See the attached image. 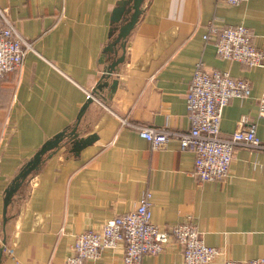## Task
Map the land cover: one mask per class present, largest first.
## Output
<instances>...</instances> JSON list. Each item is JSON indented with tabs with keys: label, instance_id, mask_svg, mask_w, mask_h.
<instances>
[{
	"label": "crops",
	"instance_id": "crops-1",
	"mask_svg": "<svg viewBox=\"0 0 264 264\" xmlns=\"http://www.w3.org/2000/svg\"><path fill=\"white\" fill-rule=\"evenodd\" d=\"M117 1L0 0L34 48L0 82V264H64L76 235L133 211L147 190L153 224L167 228L191 216L204 243L219 249L207 264L264 257V151L237 148L227 179L198 182L194 155L181 151L177 140L152 150L135 128L121 124L126 118L133 125L186 130V91L201 62L207 71H225L250 84L247 99L233 98L223 108L220 134L228 137L254 124L264 143V117L257 108L264 67L220 59L202 38L211 21L243 25L264 51V0L236 6L145 0L124 61L108 80H118L115 91L104 87L103 99H94L80 119L79 137L93 135V143L77 155L68 144L45 155L12 196L3 221L12 179L47 140L75 123L99 82ZM122 255L117 247L86 264H122ZM141 264L185 263L170 241Z\"/></svg>",
	"mask_w": 264,
	"mask_h": 264
},
{
	"label": "built area",
	"instance_id": "built-area-1",
	"mask_svg": "<svg viewBox=\"0 0 264 264\" xmlns=\"http://www.w3.org/2000/svg\"><path fill=\"white\" fill-rule=\"evenodd\" d=\"M216 1L236 6L246 0ZM0 16L3 22L0 28L1 82L7 73L21 67L24 56L34 48L14 27L5 9L0 8ZM202 38L205 43L214 45L220 59L247 68L264 67V51L254 45L250 31L243 25H219L211 21ZM250 93V84L245 79L233 78L225 71H207L198 62L186 91V130L133 125L126 118L121 119V124L135 128L152 150L160 149L170 139L177 140L181 151L193 153L192 173L198 182L221 181L229 177L235 149L264 151V143L256 135L254 124L236 129L228 137L220 134L223 108L231 99H247ZM257 108L258 117L263 118L264 92L257 98ZM241 122L246 123V117ZM150 197V192L145 191L133 211L76 235L64 264L93 262L103 251L117 247L123 249L122 264H141L143 257L160 254L170 241L180 247L185 264H207L219 256V249L204 243L191 216L167 228L153 224ZM224 264H264V257L244 261L226 259Z\"/></svg>",
	"mask_w": 264,
	"mask_h": 264
},
{
	"label": "water",
	"instance_id": "water-1",
	"mask_svg": "<svg viewBox=\"0 0 264 264\" xmlns=\"http://www.w3.org/2000/svg\"><path fill=\"white\" fill-rule=\"evenodd\" d=\"M145 0H119L111 15V34L113 39L110 44L104 49L102 61L105 63L102 76L96 86L91 90L89 97L81 107L75 123L61 132L47 140L40 149L22 166L17 175L12 179L11 183L5 190L3 221L6 219V209L9 205L12 196L16 193L22 183L31 175L32 172L38 170L43 161V157L51 155L61 144H68L70 151L74 154H79V151L85 146L93 143L95 137L89 135L85 138L79 137L78 125L86 108L93 102L94 99H103L102 93L104 87L109 84V91L112 94L116 87L118 80L113 79L108 83L109 78L116 73L119 64L123 63L125 57L126 40L139 20L143 12V4ZM118 51L121 55H118ZM101 61V62H102ZM31 179V178H30ZM4 240L1 241L0 257L4 249Z\"/></svg>",
	"mask_w": 264,
	"mask_h": 264
}]
</instances>
